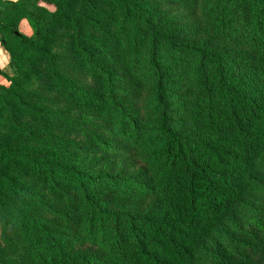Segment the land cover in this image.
Returning <instances> with one entry per match:
<instances>
[{
    "label": "trees",
    "instance_id": "1",
    "mask_svg": "<svg viewBox=\"0 0 264 264\" xmlns=\"http://www.w3.org/2000/svg\"><path fill=\"white\" fill-rule=\"evenodd\" d=\"M43 1H0V264H201L264 192V0Z\"/></svg>",
    "mask_w": 264,
    "mask_h": 264
},
{
    "label": "rangeland",
    "instance_id": "2",
    "mask_svg": "<svg viewBox=\"0 0 264 264\" xmlns=\"http://www.w3.org/2000/svg\"><path fill=\"white\" fill-rule=\"evenodd\" d=\"M15 2L16 0H0ZM39 9H45L52 13L54 8L43 0H30L27 4V13L37 14ZM19 31L30 36L32 30L27 18L19 22ZM12 77L9 68V60L6 52L0 47V85L7 87L8 79ZM87 120L90 119L87 117ZM72 142L65 141L57 143L55 152L63 158H72L71 162L79 164L84 162L86 156L82 155L84 138L80 132L72 133L69 137ZM86 163V161L84 162ZM82 164V163H80ZM10 168L9 174L26 187L33 184V176L26 170H14ZM264 182V179L262 180ZM247 208H241L226 225L220 230L226 233L221 237L215 235L206 243L205 261L201 264H255L264 256V192L256 193L249 201Z\"/></svg>",
    "mask_w": 264,
    "mask_h": 264
}]
</instances>
